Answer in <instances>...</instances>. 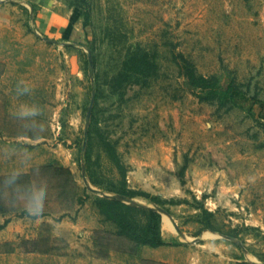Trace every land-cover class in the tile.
I'll use <instances>...</instances> for the list:
<instances>
[{"label": "rangeland", "instance_id": "1", "mask_svg": "<svg viewBox=\"0 0 264 264\" xmlns=\"http://www.w3.org/2000/svg\"><path fill=\"white\" fill-rule=\"evenodd\" d=\"M62 1L63 35L16 33L0 59V218L25 217L31 230L0 236V264H167L141 259L98 219L94 200L120 186L104 140L126 186L161 201L133 198L168 209L173 264L205 261L210 243L214 256L264 264V0ZM134 51L155 68L113 82ZM180 53L247 98L228 109L199 100ZM48 163L71 172L72 192Z\"/></svg>", "mask_w": 264, "mask_h": 264}, {"label": "trees", "instance_id": "2", "mask_svg": "<svg viewBox=\"0 0 264 264\" xmlns=\"http://www.w3.org/2000/svg\"><path fill=\"white\" fill-rule=\"evenodd\" d=\"M89 13H84V26L87 25ZM179 60L177 65L180 73L186 78L188 84L197 89V97L201 101H207L212 104H216L218 108L228 109L235 105H241L240 100L246 99V93L240 88L234 80H230L226 83H220L216 75H204L199 73L194 63L183 56L178 54ZM155 68V63L147 61L146 53L139 54L137 51L131 52L123 63L122 70L113 77V82L119 83L123 79L122 75L129 73L130 71H136L144 73L149 71L151 68ZM255 99V96H253ZM263 103V102H260ZM103 147L107 153L109 159L113 162L117 168L120 176V186L116 190L115 194L123 195L126 198H133L135 196H144L149 198L150 201L159 204L161 201L157 196H153L143 190H133L126 186V167L121 162L115 147L111 142L104 140ZM87 153L85 152L84 155ZM47 168L53 166L51 163L45 165ZM55 170L60 171L64 176L65 180L61 184V192L67 191L72 192L76 188V183L72 178L71 172L61 164L53 166ZM28 180V188H30V175L23 174ZM81 198L77 196L75 198L78 202ZM96 209L101 216L103 221L111 222L115 230L113 234L117 237H121L131 241L135 246H150L158 247L161 245H176L178 242L170 243L165 241L161 235V213L168 212L167 208L157 206L155 208L147 207L145 205L139 206L124 202L120 198H111L107 196H100L94 200ZM68 208H73V201H70ZM7 211L3 210L0 206V213L3 214ZM67 212H62L61 215H65ZM21 214L38 217L43 214H30L27 209H23ZM8 219L4 220L3 226Z\"/></svg>", "mask_w": 264, "mask_h": 264}, {"label": "crops", "instance_id": "3", "mask_svg": "<svg viewBox=\"0 0 264 264\" xmlns=\"http://www.w3.org/2000/svg\"><path fill=\"white\" fill-rule=\"evenodd\" d=\"M63 5L62 0H0V59L3 57V47L14 39L16 33L24 34L27 30V36L32 31L38 34L50 32L51 36L55 35L56 37L63 35V28L66 24ZM96 214L98 219H100L98 211ZM165 217L164 215L161 216V229L164 227L167 231L161 230V235L165 241H168L172 237L173 231L171 225L164 224ZM5 219H8V221L3 226H0V236H4L8 240L28 237V233L31 231L27 228L30 225V220H25V217L4 216L0 218V224H3ZM35 219H41V217H35ZM95 227H99L98 224H95ZM80 231L77 233H81V238H85L87 236L86 233L91 232L87 230ZM210 236L207 235L206 237ZM208 247L206 250L209 253H206L207 259L205 261L202 259L190 264H254L239 263L238 252H234L237 250L231 249V252H223V250L219 249L217 250V255L214 256L212 252L214 251V246L210 243ZM140 248L143 250L141 259H152L158 262L173 264V259L170 256L173 248L170 245L158 247L144 245ZM228 251L230 250L228 249ZM29 253L33 252H27V254ZM36 253L41 254L39 252ZM102 261L104 260L102 259ZM181 264L187 263L183 262Z\"/></svg>", "mask_w": 264, "mask_h": 264}, {"label": "water", "instance_id": "4", "mask_svg": "<svg viewBox=\"0 0 264 264\" xmlns=\"http://www.w3.org/2000/svg\"><path fill=\"white\" fill-rule=\"evenodd\" d=\"M93 98H94V95L92 94L91 100H90V104H89L88 110H87V117H89V115L91 113V107H92V103H93ZM85 136H86V133H85ZM104 196L111 197V198H120L124 202L130 203V204H135V205H139V206H143L144 205L141 202L136 201L134 198H129L128 199V198H126L123 195H118V194H104Z\"/></svg>", "mask_w": 264, "mask_h": 264}, {"label": "bare ground", "instance_id": "5", "mask_svg": "<svg viewBox=\"0 0 264 264\" xmlns=\"http://www.w3.org/2000/svg\"><path fill=\"white\" fill-rule=\"evenodd\" d=\"M165 223L168 224V222H167V218H165Z\"/></svg>", "mask_w": 264, "mask_h": 264}]
</instances>
